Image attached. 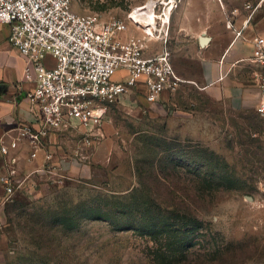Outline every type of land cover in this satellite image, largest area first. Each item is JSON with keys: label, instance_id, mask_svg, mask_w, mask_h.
I'll return each instance as SVG.
<instances>
[{"label": "rangeland", "instance_id": "374dc122", "mask_svg": "<svg viewBox=\"0 0 264 264\" xmlns=\"http://www.w3.org/2000/svg\"><path fill=\"white\" fill-rule=\"evenodd\" d=\"M168 1L72 0V7L78 14H96L103 22H128L124 37L129 38L142 35L136 24L164 22L171 8ZM176 2L166 25L172 63L182 78L199 85L207 47L199 46L198 36H215L223 24L233 28L244 15L256 9L264 12V0ZM152 46L161 49L160 43ZM121 78L118 74L113 79ZM208 92L183 84L152 105L143 94L131 92L109 104L95 145H85L80 128L58 135L53 164L45 175L14 183V194L0 200V264H207L238 245L261 252L242 264H264V118L256 108L238 113L224 108L220 94ZM176 112L184 115V135L169 127L167 119ZM149 137L198 144L218 155L221 177L207 188L206 200L183 205L197 213L198 229L189 231L184 222L175 221L178 233L154 238L138 231L120 232L116 227L124 221L114 225L73 214L65 222L66 230L65 208L76 212L96 195H126L138 187L135 165L151 153L145 142ZM180 176L178 195L185 188L194 197L201 186L189 171Z\"/></svg>", "mask_w": 264, "mask_h": 264}, {"label": "built area", "instance_id": "2783aa9c", "mask_svg": "<svg viewBox=\"0 0 264 264\" xmlns=\"http://www.w3.org/2000/svg\"><path fill=\"white\" fill-rule=\"evenodd\" d=\"M174 1L166 6H177ZM129 19L136 24L131 14ZM157 20L147 26L136 24L142 35L125 38L128 22H103L96 14H78L72 0H0V25L10 27V44L26 61L24 79L35 83L27 98L43 116L38 129L24 127L19 139L0 144L1 152L16 149L21 138L41 149L51 133L79 128L85 145L91 147L98 141L109 104L137 92L152 105L183 84L196 85L175 71L167 24ZM153 43H160L161 49L156 51ZM253 43V62L262 70L257 113L264 118V39ZM118 74L122 78L114 80ZM53 159L52 153L46 155L44 172ZM0 181L11 197L14 184Z\"/></svg>", "mask_w": 264, "mask_h": 264}, {"label": "crops", "instance_id": "0c3cea01", "mask_svg": "<svg viewBox=\"0 0 264 264\" xmlns=\"http://www.w3.org/2000/svg\"><path fill=\"white\" fill-rule=\"evenodd\" d=\"M9 35L10 27L0 25V144L3 146L19 139L24 127L38 129L43 119L41 111L34 109L27 98L35 83L24 79L26 61L11 46ZM208 37L211 40L205 47L204 73L198 77L200 85L191 81L201 91L218 92L224 108L237 113L247 108L257 110L261 101L258 77L262 70L253 62V42L256 38L264 39V12L259 14L256 9L237 19L233 28L223 24L218 34ZM183 118L184 115L176 112L167 119L169 127L174 126L180 135L185 132L180 127ZM58 135L51 133L41 149L35 150L28 139L21 138L16 149H10L7 154L0 150V180L29 183L43 177L46 155L52 153ZM4 187L0 181V200L6 194Z\"/></svg>", "mask_w": 264, "mask_h": 264}, {"label": "trees", "instance_id": "16d2710c", "mask_svg": "<svg viewBox=\"0 0 264 264\" xmlns=\"http://www.w3.org/2000/svg\"><path fill=\"white\" fill-rule=\"evenodd\" d=\"M146 144L152 148L147 158L136 161L138 187L126 195H96L79 205L76 212L64 209V228L73 214L84 215L93 221L125 224L116 228L120 232L138 231L157 238L166 233H178L175 221L184 222L189 231L198 229L197 213L185 210L184 203H199L206 200L208 187L214 185L221 176L217 172L218 155L207 147L184 145L178 140L165 137H149ZM189 171L197 185L201 186L195 196H189L188 190L180 188V173ZM45 225L41 227L44 232ZM69 230V229H68ZM249 245L232 246L219 253L216 259L207 264H242L261 252L257 247L250 250ZM185 264H205L187 261Z\"/></svg>", "mask_w": 264, "mask_h": 264}, {"label": "water", "instance_id": "95a60500", "mask_svg": "<svg viewBox=\"0 0 264 264\" xmlns=\"http://www.w3.org/2000/svg\"><path fill=\"white\" fill-rule=\"evenodd\" d=\"M210 37L202 35L199 37V44L201 48H205L210 43Z\"/></svg>", "mask_w": 264, "mask_h": 264}, {"label": "bare ground", "instance_id": "6f19581e", "mask_svg": "<svg viewBox=\"0 0 264 264\" xmlns=\"http://www.w3.org/2000/svg\"><path fill=\"white\" fill-rule=\"evenodd\" d=\"M167 4V3H166ZM172 7H174V5L173 6H171V8ZM171 8L168 10V12H166V19L164 20V24L166 25V24H168L167 22H170V12H171ZM152 12H153V9H152ZM156 14V13H155ZM150 24H152V23H149L148 25H150ZM145 26H147V25H145Z\"/></svg>", "mask_w": 264, "mask_h": 264}]
</instances>
